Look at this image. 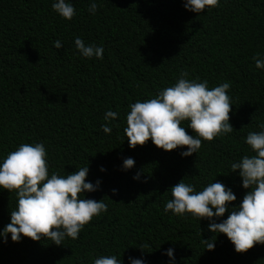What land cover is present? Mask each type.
<instances>
[{
	"label": "trees",
	"instance_id": "obj_1",
	"mask_svg": "<svg viewBox=\"0 0 264 264\" xmlns=\"http://www.w3.org/2000/svg\"><path fill=\"white\" fill-rule=\"evenodd\" d=\"M71 2L76 15L63 20L51 0H0V154L43 142L49 171L63 175L87 164L86 182L100 185L83 196L108 207L60 246L27 237L0 243V264H91V257L119 253L122 264L129 256L168 264L162 252L170 247L175 264H264V244L237 253L223 234L207 230L206 220L163 212L167 189L185 176L197 190L212 179L230 188L236 199L229 207L246 191L228 165L251 154L242 138L264 121V71L252 60L264 54V0H219L200 14L185 10L182 0H100L95 15L86 10L89 0ZM74 36L102 46V59L81 58ZM57 39L60 49L52 46ZM181 69L210 87L231 81L234 131L202 141L187 157L179 155L184 148L164 151L150 140L130 149L122 141L128 104L152 98ZM106 110L119 114L109 134L100 127ZM125 158L134 161L127 170ZM15 200L0 190V228ZM211 237L214 248L203 249L200 239ZM141 244L145 252L135 248Z\"/></svg>",
	"mask_w": 264,
	"mask_h": 264
},
{
	"label": "clouds",
	"instance_id": "obj_2",
	"mask_svg": "<svg viewBox=\"0 0 264 264\" xmlns=\"http://www.w3.org/2000/svg\"><path fill=\"white\" fill-rule=\"evenodd\" d=\"M218 3L219 0H182V7L200 14L216 8ZM98 7H102L100 0H89L86 10L95 15ZM50 8L63 20H71L76 15L71 0H51ZM72 43L81 58L102 59V46L85 43L80 36H74ZM52 46L60 49L62 43L57 39ZM252 60L256 70L264 71V54L256 53ZM188 77L189 73L181 69L175 82L157 89L152 98L128 104L122 141L126 138L130 149L150 140L164 151L184 148L179 155L187 157L199 151L202 141H212L234 131L229 123L231 81L210 87L207 79ZM118 115L112 110L104 112L105 123L100 126L103 133L112 131L109 123ZM185 128L192 134H187ZM257 128L258 131H248L242 138L251 154L242 155L228 165V173L234 172L241 188L246 190L238 205L229 207L236 197L221 182H212V179L197 190L193 183L185 182L187 176L167 189L170 198L163 204L165 214L171 212L174 216L206 220L207 230L214 237L223 234L237 253L245 252L254 244H264V121H258ZM133 164L132 158H125L121 168L127 170ZM49 167L43 142H22L14 150L0 154V190L14 193L16 198L9 222L0 228V243L19 242L27 237L32 241L43 238L60 246L66 238L77 239L93 217L107 210L108 205L102 199L83 196L98 190L100 185L98 179L86 182L87 164L63 175L50 172ZM99 170L104 171L103 167ZM139 175L137 172L132 178L136 180ZM111 191L116 194L115 189ZM226 210L227 217L221 219ZM200 232L201 229L199 236ZM212 237L200 239L203 249L214 248ZM146 247L141 244L135 248L145 252ZM173 252L171 247L162 252L168 264H175ZM90 259L91 264H122L121 253ZM127 260L128 264H145L142 256H129Z\"/></svg>",
	"mask_w": 264,
	"mask_h": 264
}]
</instances>
